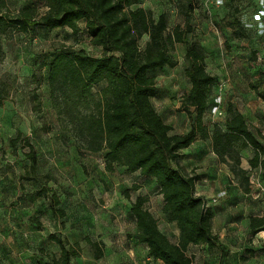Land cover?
<instances>
[{
  "label": "rangeland",
  "instance_id": "obj_1",
  "mask_svg": "<svg viewBox=\"0 0 264 264\" xmlns=\"http://www.w3.org/2000/svg\"><path fill=\"white\" fill-rule=\"evenodd\" d=\"M182 1L185 0H137L132 7L151 8L155 16L166 11L171 30L178 23L184 24L179 7ZM192 1L196 6L191 13L194 32L187 39L200 40L207 53V70L216 77L208 95L205 120L211 128L215 124L224 127L228 105L232 103L247 111V120L257 124L258 136L264 143V0ZM6 2L12 12H17L27 0ZM34 4L40 13L46 9L43 0H34ZM235 17L244 24L245 36L228 25ZM79 25L76 34L68 26H33L28 30L11 26L1 35L4 56L0 59V86L8 91V96L0 101V264H38V257L48 260L58 256L59 246L48 239L51 232L80 244V255L72 259V264H159L150 258L147 247L138 242L130 210L138 195H146V206L157 218L160 229L173 241L178 240V225L166 219L156 181L123 166H117L114 172L107 171L105 151L79 152L51 104L48 68L56 50L84 48L89 54H101V49L91 43L85 21L81 20ZM147 38H142L141 45ZM185 51V42L176 43L171 54L178 64L150 72L157 84L152 102L172 124L174 132L188 131L191 123L182 105L190 89ZM101 86L96 85L94 90ZM19 130L30 137L38 154L37 173L30 180L24 177L29 164L25 156L28 148L22 142L16 147L10 145V139ZM181 153L179 162L186 171L192 164L187 166L184 162H203L200 173L209 172L213 165L216 168L212 172L230 174L231 180L221 183L223 186L213 191L215 195L209 199L212 201L218 191L229 186L227 199L222 202L231 215L241 214L233 227H229L225 216H218L214 222L215 228H225L233 235H228L231 248L225 264H264V232L251 236L245 218L257 211L252 210L256 206L255 195L263 191L257 189L254 171L250 172L251 191L245 192L230 166L214 153L210 139L198 138ZM245 155L242 151V158ZM188 172L197 173V167ZM44 185L57 191L65 217L52 214L51 193L35 194ZM125 189H129V197ZM33 216L40 219L41 228L32 220ZM87 235L103 240L101 258L94 257L85 239ZM246 248H253L254 255L247 253ZM191 254L196 264H220L219 248L194 246ZM242 254L249 258L241 260Z\"/></svg>",
  "mask_w": 264,
  "mask_h": 264
},
{
  "label": "trees",
  "instance_id": "obj_2",
  "mask_svg": "<svg viewBox=\"0 0 264 264\" xmlns=\"http://www.w3.org/2000/svg\"><path fill=\"white\" fill-rule=\"evenodd\" d=\"M44 12H39L34 0L12 12L6 0H0V59L4 56L1 35L11 26L28 30L33 26L54 29L70 27L73 33L80 30L79 22L85 21L91 43L101 49L100 55L89 54L86 49L59 48L54 53L48 68L50 99L63 127L76 142L79 152L98 153L105 151V168L114 172L117 166L128 171L153 178L163 197L162 211L168 221L178 225L179 236L173 241L159 227L158 220L146 206L148 197L138 195L131 203V213L136 222V238L148 249L150 258L159 264H196L188 253L190 246H206L221 250L220 264L226 263L229 247L223 244L213 229L215 211L207 200L197 195L196 184L200 174L188 172L180 165L181 150L196 139L211 140L218 159L227 163L239 179L245 192L251 191L250 172L264 166V143L249 125L247 116L232 103L228 105L225 126L215 124L212 128L205 120L208 95L216 82L206 67L207 53L200 40L194 37L191 13L195 9L192 0L180 2L184 24L178 23L169 30L166 11L155 16L151 8L132 6L137 0H43ZM241 36L247 34L242 21L235 17L228 22ZM148 38L141 45L142 38ZM186 43L185 57L189 62L186 70L190 89L182 105L191 123L186 132H174L155 108L152 97L157 84L152 70L178 64L171 50L176 43ZM102 84L98 91L96 85ZM8 91L0 86V101ZM264 98V95L262 96ZM23 143L29 164L26 179H32L38 169V154L29 136L22 131L10 139L16 147ZM254 149L249 159L252 169L242 166V151ZM179 164V165H178ZM137 188V186H133ZM129 197V189H125ZM51 193L50 208L57 217H65L57 191L48 185L35 191L38 196ZM249 233L255 236L264 232V212L248 216ZM32 220L37 227L42 223L37 216ZM60 252L46 260L38 257V264H72L80 255V244L70 243L56 232L48 234ZM95 258L104 255L101 239L85 237ZM254 255L253 248H246ZM241 260L249 256L241 255Z\"/></svg>",
  "mask_w": 264,
  "mask_h": 264
},
{
  "label": "crops",
  "instance_id": "obj_3",
  "mask_svg": "<svg viewBox=\"0 0 264 264\" xmlns=\"http://www.w3.org/2000/svg\"><path fill=\"white\" fill-rule=\"evenodd\" d=\"M242 113H244L245 115L247 114V111L245 110H242V109H239ZM247 116V115H246ZM249 125H250V128L255 132V133H258L259 132V129L257 128V124L253 123L251 120H249ZM252 122V124H251ZM264 133V132H263ZM195 141H198V139H196ZM194 141V142H195ZM194 142L192 144H194ZM191 144V145H192ZM191 145L189 147H191ZM187 147V148H189ZM186 148V149H187ZM243 153L245 156H243L242 158V166L244 168H247V169H252L250 164H249V159L254 155V149L252 147H247L246 149L243 150ZM263 158H264V155H263ZM186 165L188 163L192 164V166H189L187 167V170L190 171V169H192L194 166L197 167V170H198V174H200V179L197 181V184H196V193L197 195L199 196H202L204 197L206 200L208 199V205L209 206H212L214 211H215V215L213 217V229L216 233L219 234L220 236V240L223 244H225L226 246H228L229 248H231L230 246V243H229V236L232 237L233 235L232 234H228L226 231V229L224 228L223 231L217 229L214 227V222L216 220V218L218 216H225V218L227 217L226 219V222H228L227 224L229 225V227H233L232 225H236V223L238 222L241 214H230L229 213V210L226 208L227 205L226 204H223V200L224 199H227V195H228V188L229 186H226L225 185V189L223 190V188L218 191V196L217 197H214L212 198V201L209 200L214 194L215 190L219 189L223 186L221 185V183H226L225 180L228 179V182L230 179V174L227 173V174H219L218 172H212V169H215L216 167L215 166H211L210 171L207 172V173H200V171H202L203 169V165L202 163L203 162H184ZM225 164V163H224ZM188 166V165H187ZM200 167V168H198ZM251 171H254V174H256V177H257V182H256V185L257 186V189H263L264 191V166H259V167H256V168H253ZM216 184V185H215ZM219 184V185H217ZM260 184V185H259ZM254 186V185H253ZM214 191V192H213ZM258 191L259 193L257 195H255L256 197V200H254V202L256 203V206H252V210H257L255 211L254 213L251 212L249 213V215H252V214H262L264 212V193ZM223 192V194H222ZM259 194H262V195H259ZM215 202V203H213ZM212 203V204H210ZM247 215L245 218H246V222H247V225H249V219H248V216ZM229 216V217H228ZM168 235V234H167ZM260 235V234H259ZM169 236V235H168ZM178 236H179V231H178ZM236 237V235H234ZM170 237V236H169ZM194 246H190L188 248V253L190 251V255L191 254V251L193 250Z\"/></svg>",
  "mask_w": 264,
  "mask_h": 264
},
{
  "label": "built area",
  "instance_id": "obj_4",
  "mask_svg": "<svg viewBox=\"0 0 264 264\" xmlns=\"http://www.w3.org/2000/svg\"><path fill=\"white\" fill-rule=\"evenodd\" d=\"M260 185V184H259Z\"/></svg>",
  "mask_w": 264,
  "mask_h": 264
}]
</instances>
